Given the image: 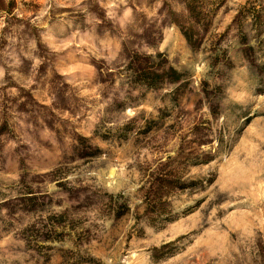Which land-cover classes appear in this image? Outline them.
<instances>
[{
    "label": "rangeland",
    "instance_id": "rangeland-1",
    "mask_svg": "<svg viewBox=\"0 0 264 264\" xmlns=\"http://www.w3.org/2000/svg\"><path fill=\"white\" fill-rule=\"evenodd\" d=\"M202 5L0 0V264H264V0Z\"/></svg>",
    "mask_w": 264,
    "mask_h": 264
},
{
    "label": "trees",
    "instance_id": "trees-1",
    "mask_svg": "<svg viewBox=\"0 0 264 264\" xmlns=\"http://www.w3.org/2000/svg\"><path fill=\"white\" fill-rule=\"evenodd\" d=\"M185 9L192 20V23L199 24L203 18H208L210 14L209 11L204 12L202 3L204 0H182ZM180 26V25H179ZM182 35L186 39V42L191 48H196L200 45L201 39L196 36V33L192 27L183 28L180 26ZM162 55L157 53L155 55H139L133 53L128 56V62L126 69L132 76V83L136 85L144 86L147 89H158L164 87L166 84L171 86H176L174 88V93L185 89L187 85L185 73L175 70L173 67L168 66L166 61L156 62L154 59L161 57ZM142 60V62H140ZM81 141H85L82 139ZM90 148V147H89ZM97 150V149H95ZM94 153H81L80 157H91ZM193 185H183L179 184L176 186L178 189L183 190L186 188L193 187ZM164 186V185H162ZM30 194L32 192H29ZM160 192L156 193L154 197L157 202L159 201ZM33 197V196H31ZM26 199V201H31L32 198ZM122 207V205H119ZM160 211H153L152 213L156 216H162L166 214V210L159 209ZM125 213L118 211L115 213V217H121Z\"/></svg>",
    "mask_w": 264,
    "mask_h": 264
}]
</instances>
